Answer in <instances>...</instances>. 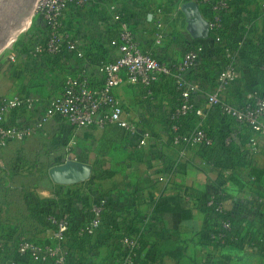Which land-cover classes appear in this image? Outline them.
I'll return each instance as SVG.
<instances>
[{
    "label": "crops",
    "instance_id": "1",
    "mask_svg": "<svg viewBox=\"0 0 264 264\" xmlns=\"http://www.w3.org/2000/svg\"><path fill=\"white\" fill-rule=\"evenodd\" d=\"M166 1L92 0V41L99 44V52L93 54L106 53L107 44L116 37V15L123 19L135 17L134 30L139 42L148 49L153 47L154 25L147 22L148 15L153 14L156 20L163 23L168 38L165 46L158 50L163 64L175 65L183 60L191 47L203 48L198 69L181 77L200 80L201 91L194 97V102L198 108H206L204 97L215 85L217 71L223 64L222 52L214 50L212 32H209L206 38L194 36L197 26L194 23L195 17L187 16L182 11L184 4L172 0V7L169 8L164 6ZM200 11L203 19L209 22V13L201 8ZM82 13L71 14L69 19ZM230 14L235 16V22L240 26L252 28L259 36L264 34V0H235ZM239 42L236 47L239 50L240 79L224 96L227 102L234 105L240 104L251 89L263 87L261 81L252 75L254 53L248 51L245 45L240 47ZM100 44H104L106 49L103 50ZM15 49L9 55L15 53ZM27 60L30 61L27 65L7 60L10 66L0 73V95H29L40 98L43 103L39 104L33 113L19 110L10 114L7 117L8 126H36L45 114L46 102L59 96L65 78L80 68L85 67L97 80L95 65L87 60L81 61L75 56L71 60L35 56ZM176 79L174 76H163L156 84L152 98H145L143 91L128 81L117 90L118 98L126 108L128 107L126 120L138 124L142 137L146 138L144 146L131 141L126 131L118 127L72 131L59 119L48 121L39 129L37 135L27 139L15 158L14 165H19L21 173L9 178L6 187L12 189L14 186L11 182L16 178L29 176L24 154L28 153L26 150L31 146L35 147L32 149H37L38 154H45L50 156V160L53 158L59 162L48 167L45 176L43 175L44 187L37 189V194L28 193L22 201L18 198L21 212L17 209L11 212L1 211L0 240L15 246L23 227H27V230L34 234L37 233L42 239L51 238V232L30 216L28 203L34 205L37 199H53L56 192L71 195L73 190L70 188L77 187L75 189L78 194L73 205H62L60 209L64 212L73 211L76 216H72L80 224L90 217L91 206L100 198L105 197L109 201L104 225L92 237L88 247L80 251L79 248L76 249L73 239L67 237L65 240L66 249L74 247L77 250L79 264L118 263L122 252L119 240L128 228L133 233L143 235V241L147 245L141 255V264H204L212 257L213 251L202 244L198 236L206 218L200 199L187 198L191 205L196 204L198 207L194 210L193 219L176 238L163 232L164 219L154 213V204L170 186L191 188L203 196L213 187L222 186L228 193L225 208L235 215L234 232L240 239L239 243L229 245L223 250L225 264H264V176L256 183L253 177H249V169L237 167L234 172L219 169L203 156V152L198 153V150L189 152L183 159L178 157L177 151L166 143L168 117L180 96L176 89ZM206 113L205 125L218 140L230 125L223 126L218 113L207 109ZM196 122L198 120L195 118L185 120L183 124L192 127ZM73 142L75 145L72 146ZM13 144L11 148L16 145ZM245 144V139L239 138L234 149L243 152ZM70 145L72 148H69ZM77 150L80 151L78 155L75 154ZM76 157L80 161L78 164L71 161V158ZM251 164L264 170V149L253 157ZM83 165L91 167V176L87 181L79 184H58L52 179L51 171L57 167L70 166L80 169ZM170 166L175 168L172 178L166 183L159 182L160 174L165 173ZM102 172H112L113 175L109 179L100 180L97 176ZM232 174L235 175L234 179ZM239 180L243 182L242 186L255 184L256 192L251 193L248 188H242L238 185ZM14 188L27 190L23 187ZM5 203L6 200L1 202L3 208H13L11 205L16 204L14 200L6 205ZM164 237L177 240L178 251L183 254L179 261L169 257H165L163 263L155 261L152 245L162 241Z\"/></svg>",
    "mask_w": 264,
    "mask_h": 264
},
{
    "label": "built area",
    "instance_id": "2",
    "mask_svg": "<svg viewBox=\"0 0 264 264\" xmlns=\"http://www.w3.org/2000/svg\"><path fill=\"white\" fill-rule=\"evenodd\" d=\"M92 0H38L34 14L41 18L48 29L45 41H39L30 48V55L35 57H55L66 45L70 51H75L76 58L84 61L85 52L68 28L71 14L87 10ZM196 3L209 15V30L213 34L222 26L221 14L230 12L235 0H190ZM188 2V3H189ZM181 9V8H180ZM118 22L117 36L108 44V53H102L107 59L101 65H95L97 80L85 67L68 75L63 83L62 92L48 100L45 104V114L36 126H8L7 117L19 110L33 113L36 107L43 103L40 98L29 95H14L11 97L0 95V149L7 148L13 143L23 142L35 135L48 121L59 119L64 126L72 131L96 128L118 127L126 131L131 141L140 146L146 144L138 124L126 120L127 112L124 103L118 98L117 90L125 81L143 91L145 98L155 95V86L163 76L176 77V89L180 94L173 105L166 128V143L175 149L178 157L183 159L187 154L202 147H213L221 143L225 147L235 148L239 138L245 139L243 158L239 160V167L249 169L254 156L264 149V94L248 92L243 101L234 105L225 100L231 86L240 79L238 68V47H227L222 51L223 64L217 71L215 85L212 91L204 97L206 108H198L194 97L201 91L200 80L184 79L183 74H190L200 66V57L204 50L191 47L183 60L175 65L161 63L158 50L168 41L163 23L149 14L147 22L154 25L153 47L146 48L139 42L134 25L136 18L129 16L123 19L116 15ZM218 36V34L216 35ZM220 39L217 38V41ZM250 40L244 37L241 45H247ZM254 44L264 51V45L257 38ZM262 44V45H261ZM251 53L254 51L248 49ZM17 53L9 55V61L17 62ZM89 66V65H87ZM264 71V64L261 66ZM45 103V102H44ZM206 109L218 113L223 126H229L225 134L218 140L214 133L205 125ZM197 119L192 127H186L185 120ZM232 125V126H231ZM72 146L75 145L71 144ZM69 148H72V146ZM78 164V158H71ZM175 168L160 174L159 182L166 183L174 175ZM205 213L218 219L226 215L224 193L217 186L213 187L205 199ZM262 202V201H260ZM109 210L107 198H100L91 206L90 217L85 220L80 233L94 236L104 225V216ZM55 231H50L56 240L55 244L39 243L28 236H19L15 246L0 241V264H43L50 259L55 264H66L67 249L64 246L67 233L74 222H80L68 213L61 219L50 218ZM224 230H231L229 219L217 220ZM211 238H215L212 236ZM224 240V235L220 236ZM119 246L122 249L118 263L109 264H138L140 241L139 234L129 228L121 234Z\"/></svg>",
    "mask_w": 264,
    "mask_h": 264
},
{
    "label": "trees",
    "instance_id": "3",
    "mask_svg": "<svg viewBox=\"0 0 264 264\" xmlns=\"http://www.w3.org/2000/svg\"><path fill=\"white\" fill-rule=\"evenodd\" d=\"M177 1L182 4H186L190 0ZM171 2L172 0H167L164 6L171 8ZM221 19L222 26L217 31L218 36H216L217 34H213V38L211 39L214 50L222 52L225 48L229 46L234 48L239 41H241L244 37H247L250 40V43L246 46L248 49L254 51L255 56V63L253 64L254 69L252 70V75L253 77H255V79L261 81L263 86L261 89H251L250 92L260 95L264 94V71L261 70V66L264 64V51H262L261 49L259 50V48L254 44V40L257 38L264 45V34L259 36L256 34V32H254L252 28L247 29L240 26L238 23L235 22V16L230 14V12L222 13ZM217 38H219L220 40L217 41ZM27 46V42H23L21 46L16 47V50H20V52L27 53L28 51L25 50ZM89 55L86 53L85 59L89 63H92L94 65H101L104 62L108 61V59L103 55ZM74 56L76 57L75 51H70L65 45L62 51L57 56L50 58H66L67 60H71ZM196 150H198V153L203 152V156L206 157L207 160L211 161L215 167L226 171L232 170V172H234L237 167H239V160L243 158L244 154L243 152H240L234 149L233 147H225L221 143H218L213 147H202L193 151ZM19 169V165H14V169L10 172L11 178L21 173ZM112 175V172H102L99 173L97 178L100 180H105L111 178ZM248 175L251 178L253 177L256 183H259L262 177L264 176V170L258 169L251 164V166H249ZM232 178H235L234 174H232ZM236 181H238V178H236ZM238 183H240L238 185H240L242 188H248L249 190H251V193L256 192L257 188L255 184L251 186H242L243 182L241 183L240 181ZM217 187L218 189H222V192L224 193V200H226L228 193L225 191V188L222 186ZM77 194L78 191L76 190L73 191L71 195H61L60 192H56L55 198L53 199H37L34 205L28 203V211L30 213V216L35 219L39 225L43 226L44 229H46L47 231H55L56 226L51 224L50 218L53 217L56 219H61V216L65 213L64 211H61V206L74 203ZM206 196H203L202 194L194 191L193 189L184 186H170L154 204V213L161 215L164 219L163 232L165 234L169 233L176 238V236H178L181 231L186 228L185 225L194 217V210L197 205H191L187 198L189 197V199H200L199 201L200 203H202V207L205 209ZM218 219H229L231 222V230L222 229V226L217 222ZM218 219H215L214 217L206 213L203 228L198 233L201 243L204 244L206 247L211 248L213 251L212 257H209V260L204 264H225L226 262L224 261V255L222 254L223 250L229 245H233L240 242V239L234 232V225L236 223L235 215H233L229 211H226V215H220L218 216ZM84 225L85 223L81 224L80 226H77L76 222H74L71 229L66 234L68 238L73 239L75 246H77L76 249L79 248L80 251L81 249H84V247H88L93 237L87 233H80V229ZM35 234L37 235V233ZM221 235H224L223 241L220 239ZM212 236H214L215 238H211ZM32 240L45 244L56 243V240L52 236L49 239H45L44 242H42V239L36 240L33 239V237ZM139 241L140 257L138 260V264H141V255L146 249L147 245L143 241V235L139 234ZM152 248L155 251V261L157 263H163L165 257H169L176 262L183 257V254L178 251L179 249L177 246V240H174L172 238L170 239L164 237L162 241L153 244ZM76 249L74 247L67 249L68 253L66 264H79ZM43 264H55V260L50 259L49 261Z\"/></svg>",
    "mask_w": 264,
    "mask_h": 264
},
{
    "label": "rangeland",
    "instance_id": "4",
    "mask_svg": "<svg viewBox=\"0 0 264 264\" xmlns=\"http://www.w3.org/2000/svg\"><path fill=\"white\" fill-rule=\"evenodd\" d=\"M92 6L91 3L90 5L87 7L86 11H83L82 14H79L77 16H74L73 18L69 19L68 21V28L71 31L72 35L74 36V38L79 42V44L82 46L83 51L85 52V54L87 53L89 54H93V53H98V45L96 43H93V37H92ZM186 29V27H185ZM48 36V29L46 27V24L44 23V21L39 18L36 14H34L31 18V23H30V27L22 32L20 35H18L15 39V41H13L11 43V45H9L1 54H0V73L4 71L5 67L10 66L9 62L6 59L7 56L9 58V53L15 49L18 46H21V44L23 42H27L28 46L25 48V50H27V53H23L20 52V50H16L17 56H18V60L17 62H20L21 64H25L26 65L30 62L27 59L29 58H34V56L30 55V48H32L34 46V44L38 43L39 41L43 42L47 39ZM101 48L104 50L106 49V46H104V44H100ZM101 50V51H103ZM107 52L109 51V49L107 48L106 50ZM95 55V54H93ZM103 54H101L100 56H102ZM91 56V55H89ZM99 56V55H97ZM104 56V55H103ZM160 59V58H159ZM27 60V61H24ZM161 61V60H160ZM161 63H163L161 61ZM19 64V63H18ZM174 64V63H172ZM125 106V105H124ZM126 108V106H125ZM128 107L126 108V112L128 114ZM91 130V129H89ZM26 141V140H25ZM25 141L22 142H16L14 144V147L11 148V145L8 146L7 148L4 149H0V213L1 211H13L15 209H17L18 211L21 212L22 208L19 202L18 198H21V201L25 198L26 199V194L30 193L32 194H37V189H41L44 187V182L43 181V175L45 174L46 170L48 169L49 166H52L53 164H57L59 161L55 160V159H49L50 156H47L45 154H38L37 149H32L35 147H32L27 149L26 151L28 153H23L24 155H26L25 159L27 161V166H26V170L29 173V176H24V177H19L16 178L15 181L11 182L12 186L14 187H23L26 188L27 190L25 191H21L18 188H14L12 187V189L6 187V185L9 184V178H11V173L10 171H12L14 169V164H15V158L17 155V152H19V150L23 149V144L26 143ZM12 145V146H13ZM75 154H80V151L77 150ZM75 156V155H74ZM45 176V175H44ZM42 177V179H41ZM36 187V188H35ZM73 188V189H72ZM70 188V190H76L75 188L77 187H72ZM69 190V188H68ZM41 190H39L40 192ZM9 197V198H8ZM89 197V196H87ZM12 198V199H11ZM24 199V200H25ZM4 200H6V204H8V202H11V200H14V202H16V204H12L11 206H13V208H10L8 206H4L6 208H3V205L1 204V202H3ZM10 205V204H9ZM16 207V208H15ZM3 209V210H1ZM24 212V211H23ZM68 213L70 215H75L76 214L73 211H68L65 212ZM25 222H27V220H24ZM27 227H23V229L21 230V234L19 236H28L30 238L33 237V239H42L41 237H38V235H34V232L32 231H28ZM1 237V236H0ZM1 241V240H0ZM45 239H42V242H44Z\"/></svg>",
    "mask_w": 264,
    "mask_h": 264
},
{
    "label": "water",
    "instance_id": "5",
    "mask_svg": "<svg viewBox=\"0 0 264 264\" xmlns=\"http://www.w3.org/2000/svg\"><path fill=\"white\" fill-rule=\"evenodd\" d=\"M37 3L38 0H0V54L11 45L15 35H20L30 27ZM182 11L187 16L193 15L195 17L194 23L197 26L194 36L196 38L209 36V24L203 19L200 7L196 3L184 4ZM70 166L53 169L51 176L54 182L79 184L89 180L91 176L90 166L83 165L80 166V169Z\"/></svg>",
    "mask_w": 264,
    "mask_h": 264
},
{
    "label": "bare ground",
    "instance_id": "6",
    "mask_svg": "<svg viewBox=\"0 0 264 264\" xmlns=\"http://www.w3.org/2000/svg\"><path fill=\"white\" fill-rule=\"evenodd\" d=\"M16 36H17V35H15V36L12 38V42L15 40Z\"/></svg>",
    "mask_w": 264,
    "mask_h": 264
}]
</instances>
